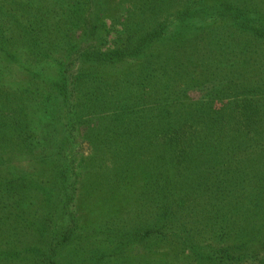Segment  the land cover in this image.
<instances>
[{
	"label": "trees",
	"instance_id": "16d2710c",
	"mask_svg": "<svg viewBox=\"0 0 264 264\" xmlns=\"http://www.w3.org/2000/svg\"><path fill=\"white\" fill-rule=\"evenodd\" d=\"M0 264H264V0H0Z\"/></svg>",
	"mask_w": 264,
	"mask_h": 264
}]
</instances>
